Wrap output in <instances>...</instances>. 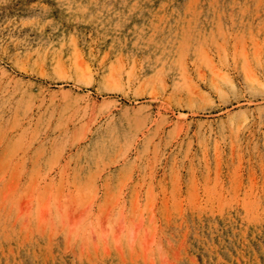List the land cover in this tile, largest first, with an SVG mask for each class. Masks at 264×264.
<instances>
[{"label": "rangeland", "instance_id": "rangeland-1", "mask_svg": "<svg viewBox=\"0 0 264 264\" xmlns=\"http://www.w3.org/2000/svg\"><path fill=\"white\" fill-rule=\"evenodd\" d=\"M0 264H264V0H0Z\"/></svg>", "mask_w": 264, "mask_h": 264}]
</instances>
